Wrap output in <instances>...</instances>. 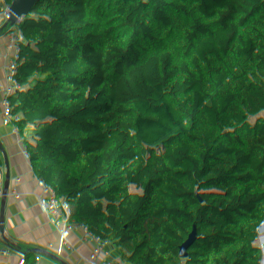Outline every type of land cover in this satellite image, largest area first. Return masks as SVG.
Segmentation results:
<instances>
[{
	"label": "trees",
	"instance_id": "trees-1",
	"mask_svg": "<svg viewBox=\"0 0 264 264\" xmlns=\"http://www.w3.org/2000/svg\"><path fill=\"white\" fill-rule=\"evenodd\" d=\"M0 86V264H264V0H0Z\"/></svg>",
	"mask_w": 264,
	"mask_h": 264
},
{
	"label": "water",
	"instance_id": "water-1",
	"mask_svg": "<svg viewBox=\"0 0 264 264\" xmlns=\"http://www.w3.org/2000/svg\"><path fill=\"white\" fill-rule=\"evenodd\" d=\"M14 106V91L8 86H0V130L8 122Z\"/></svg>",
	"mask_w": 264,
	"mask_h": 264
},
{
	"label": "rangeland",
	"instance_id": "rangeland-1",
	"mask_svg": "<svg viewBox=\"0 0 264 264\" xmlns=\"http://www.w3.org/2000/svg\"><path fill=\"white\" fill-rule=\"evenodd\" d=\"M3 12V11H2ZM245 239V236L242 235L240 232L237 233V236L236 238L232 241L234 243H239V242H242L243 240ZM230 241H226V242H223L221 244H219L218 246L216 247H211L210 248V252L211 253H214L219 247H226L227 244H229Z\"/></svg>",
	"mask_w": 264,
	"mask_h": 264
},
{
	"label": "built area",
	"instance_id": "built-area-1",
	"mask_svg": "<svg viewBox=\"0 0 264 264\" xmlns=\"http://www.w3.org/2000/svg\"><path fill=\"white\" fill-rule=\"evenodd\" d=\"M34 7H35L34 5H30V6L27 7V9L31 10V9H33ZM245 238H247V237H245Z\"/></svg>",
	"mask_w": 264,
	"mask_h": 264
}]
</instances>
